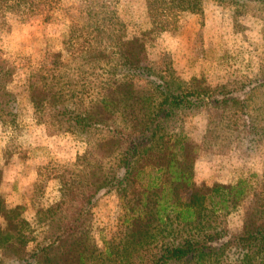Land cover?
Here are the masks:
<instances>
[{
    "label": "rangeland",
    "instance_id": "374dc122",
    "mask_svg": "<svg viewBox=\"0 0 264 264\" xmlns=\"http://www.w3.org/2000/svg\"><path fill=\"white\" fill-rule=\"evenodd\" d=\"M164 20L162 28L152 24L145 0H48L0 18V173L9 201L32 224L33 242L59 231L68 214L51 216L47 209L68 188L94 182L100 153L108 152L98 142L129 129L134 102L142 106L149 94L183 100L160 118L162 138L155 139L175 143L168 153L177 159L185 147L195 178L245 181L233 206H219L212 225L226 234L210 244L218 248L239 234L257 208L264 176V0H201L200 11L172 9ZM126 54L135 55L137 68ZM75 114L98 122L83 130L71 120ZM114 160L103 159L106 170ZM153 175L148 168L132 188L122 192L115 180L92 197L88 224L101 250L124 237L141 185ZM171 188L181 202L187 199V189ZM239 250L215 253L207 263L240 264ZM8 253L9 246L0 247V264H8Z\"/></svg>",
    "mask_w": 264,
    "mask_h": 264
},
{
    "label": "trees",
    "instance_id": "16d2710c",
    "mask_svg": "<svg viewBox=\"0 0 264 264\" xmlns=\"http://www.w3.org/2000/svg\"><path fill=\"white\" fill-rule=\"evenodd\" d=\"M34 2L48 0H0V18L18 13ZM145 5L152 24L162 28L167 12L172 9L198 12L201 0H145ZM79 36L70 37L69 41ZM124 56L132 68L139 66L134 54ZM154 99L155 96L149 94L142 106L138 105L139 101L134 102L137 110L131 111L135 121L129 129L116 130L106 140L98 142V149L108 152L100 153L102 159L96 167L94 182L84 180L77 191L68 188L69 191L63 192L64 198L47 209L46 213L51 216L60 211L68 214L51 238L33 242L32 224L24 216L22 207L9 201L0 173V247L9 246L8 264H170L179 261L208 264L207 259L215 253L222 257L230 248L240 249L236 258L233 257L240 264H264V176L259 180L260 202L248 215L242 231L218 248L210 244L226 234L212 225L218 208L233 206L243 194L245 181L225 185L195 178L185 147L180 146L182 157L177 159L173 153H168L175 143L167 138L155 139L162 138L157 136L160 118L170 115V110L183 100L172 93ZM57 114L63 116L66 112L60 110ZM70 118L83 130L98 122L92 114H75ZM111 157L115 160L106 170L103 159ZM148 168L154 175L144 186L140 183L136 206L127 216L124 237L109 241L101 250L88 224L92 197L115 180L116 188L122 192L127 186L132 188ZM164 172L170 175L169 181L162 179ZM123 182L126 188L119 187ZM171 185L187 189V199L181 202ZM173 223L175 227L170 228ZM169 235L172 239L166 241Z\"/></svg>",
    "mask_w": 264,
    "mask_h": 264
}]
</instances>
